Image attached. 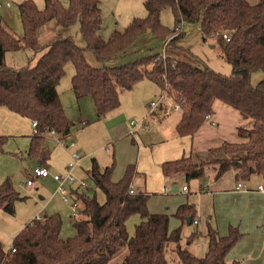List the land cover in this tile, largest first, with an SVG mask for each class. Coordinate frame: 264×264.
Listing matches in <instances>:
<instances>
[{
    "label": "trees",
    "instance_id": "trees-1",
    "mask_svg": "<svg viewBox=\"0 0 264 264\" xmlns=\"http://www.w3.org/2000/svg\"><path fill=\"white\" fill-rule=\"evenodd\" d=\"M143 5L144 16L133 17L121 30L113 29L107 38L100 34V0H69L67 6L59 0H42L41 7L34 0H21L18 9L22 35L0 24V106L35 121L28 154L38 158L40 167H47L51 151L46 134L63 138L71 131L72 122L57 90L64 66L70 61L74 65V95H89L97 117L118 107L120 95L143 78L152 81L160 95L171 101L183 99L175 125L179 136L193 135L213 114L215 100L237 110L249 119L248 125L237 127V133L245 139L224 140L211 148L210 152H223L212 162H195L190 156H182L162 162L161 171L165 177L182 176L188 182L202 177L205 166L211 163L215 178L232 171L236 181L258 176L264 184V76L251 82L253 72L264 74V0H143ZM166 7L173 15L172 28L160 20V12ZM185 22L197 23L202 39H212L219 46L222 58L231 65L230 73L210 68L189 47L180 44V25ZM76 23L85 42L83 47L63 30H58L50 41L42 40L47 29H66ZM148 30L161 39V50L120 65H105L126 55ZM18 50L40 55L33 65L14 67L6 62L5 53ZM85 51H90L99 64H90ZM5 140L6 136L0 134V151ZM115 163L112 153L105 167L93 159L86 171V178L104 193L103 202L79 187L71 189L70 198L82 215L73 219L75 235L60 237L58 214L45 215L41 220L33 218L13 236L8 247L0 241V264H111L124 248L126 252L117 264H227L228 252L243 235L237 226L229 225L227 233L221 235L207 223L206 251L200 256L193 254L180 242L182 224L188 217L190 223L196 219L194 204L183 203L172 214L150 212L149 194L130 192L137 172L135 165L128 164L122 177L112 180ZM18 198L6 177L0 182V209L14 214ZM132 215H137L139 221L129 233L126 222ZM170 217L179 221L172 229ZM201 235L195 228L186 244ZM168 253L175 255L176 263L169 262ZM230 264L239 263L233 260Z\"/></svg>",
    "mask_w": 264,
    "mask_h": 264
},
{
    "label": "rangeland",
    "instance_id": "rangeland-1",
    "mask_svg": "<svg viewBox=\"0 0 264 264\" xmlns=\"http://www.w3.org/2000/svg\"><path fill=\"white\" fill-rule=\"evenodd\" d=\"M20 1L21 0H0V24L7 26L16 35H22V25L20 22L18 9V3ZM34 1L38 4V6H42L41 0ZM59 1L62 5L67 6L69 0ZM6 2H8L10 6H4L3 4H5ZM100 2L102 13V26L100 29V34L103 38H107L113 29L121 30L128 23V19H130L126 18V15L128 13H130V15L131 13H135L132 14L135 17L144 16L146 14V10L143 5V0H100ZM132 15L130 17H132ZM160 20L161 23L168 26L169 28H172L174 26V19L170 8L166 7L161 10ZM58 30H63L64 33L72 35L79 46L83 47L85 45V42L78 31L77 23L66 29L63 27H57L56 29H47V31L42 36V40L50 41L55 36V33ZM180 30V44L183 47H189V49L194 54L198 55L210 68L220 73L228 74L231 72V65L222 58L219 46L214 43L212 39H202L197 23L185 22L180 25ZM161 44V39L154 36L152 32L148 30L140 38V40L135 41L129 47L126 55H123L113 61H106L105 65H120L125 62L131 61L137 57L145 55L151 51L161 50ZM85 54L86 59L90 64H99L95 61V58L90 51H85ZM39 55V53L35 54L29 50L7 51L5 53V60L7 63L13 65L14 67H21L23 65L35 64ZM64 70L65 72L58 82L57 90L59 93L60 101L65 109V113L68 119L71 122H74L75 124L71 128V133L60 139V141L62 142L61 145H59L57 143L56 138H54L56 134L53 135L51 134V132H48L46 134V144L51 151L50 160H52V153H55V162L53 161L52 164L50 160L48 161L47 170L49 175L45 177H34L32 178L33 182L31 185L26 184V180L30 178L34 168L37 167L38 163V159L34 155L28 154L30 138L28 135L14 136L3 133V135L6 136V140L3 144V150L0 151V182H2L6 177L10 178L13 188L20 197L15 201L14 204V217H22L27 223L36 216L43 217L45 214H58L61 218L60 237L67 238L75 235V229L73 227V219L75 216H73L70 200L71 198L69 195L71 189L79 187L80 190L84 191L88 195H95L96 199L99 202H103L105 198L104 193L99 188H97L90 179L86 178L85 171L89 169L93 159L98 163L101 168L105 167L107 164H109L113 151L112 146L110 147V144L107 141L102 140L105 139L106 136L102 139L98 138L99 143L95 144H93V141L89 140V131L93 126H95L96 122H100L99 124L101 125V122H105L104 125L106 124L107 126L111 122H106L104 117H97L94 103L89 95L83 96L81 98L75 97L71 86V78L74 73V65L72 64V62H66ZM262 76H264V74H262L261 71L253 72L251 74V82L256 83L262 78ZM142 84H148L149 86L152 85L153 87H157L152 81L148 80L147 78H143L136 82L130 89V91H124L122 94L123 101L125 99L129 100V98L133 96L130 92H134V94H136L138 90L140 92L139 106H134L132 110L133 113L124 114V116L127 117V121L129 119V121H141L145 119L146 121H148L150 127L152 128V126L155 125L156 121L149 109V101L152 98L156 100L155 97L158 95V92L154 90L153 92L149 93L150 89H145V91L144 89L139 87ZM141 108L142 112H140ZM130 110L131 109H129V111ZM171 115L177 116L178 112L172 111ZM82 119L88 121L87 126L83 128H81V125L79 124V120ZM114 120L115 118L112 119V121ZM142 127L143 125L140 124L134 127V129ZM225 132L227 133L226 138L228 141L229 139H234L237 141L245 139V137L240 135L239 133H236L235 138H231L232 136L230 135V132L228 130H226ZM71 153H78L81 158L77 162V165L75 166L72 173V176L75 181L71 185L63 184L68 198V201H64L62 193H60L58 190L60 182L53 179L54 174L63 173L64 166L58 169H55L54 166L56 164L62 165L65 162V159L67 158L68 154ZM222 155L223 152L220 149H216L215 151L209 152L204 157L201 156L202 159L199 161L193 159L192 157L191 158L195 162H212V160L216 156ZM213 171H215V168L212 166L211 163H208L205 166L204 176L201 177V182H203L205 179L208 180V176ZM253 178L255 177L252 176L250 181L254 182ZM196 180L192 179L188 182L183 180L184 184L189 185L191 192L190 195L195 194L192 192H194L195 188L197 187ZM82 181L85 182L84 185H81ZM187 202L194 204L192 201H186L184 203ZM79 217H82V215H79ZM127 223L132 226L133 222L127 221ZM174 223H176L175 226L179 224L178 220L175 217H170V229L175 227ZM207 223L208 222L204 223L203 221L201 225L199 224L197 226L193 223H188V221L186 220L181 226V246L186 247L190 252L195 255H203L207 247L206 237L204 236V234L199 236L197 239L194 240V242L190 244H186V239L195 228L200 230L202 233H205V225ZM210 224L212 225V223ZM213 227L216 228L214 223ZM201 229H203V231ZM238 229L240 230L239 227ZM260 229L261 228H258V230ZM227 230L224 234L227 233ZM0 231L2 233L6 232V230L3 228H1ZM251 236L257 238L258 234L255 233ZM171 246L172 245H170V247ZM125 252L126 249L124 248L120 253H118L112 258V261L110 263L117 264L120 261L121 257L125 254ZM170 253H168L167 255L169 262L176 263L177 259L175 255Z\"/></svg>",
    "mask_w": 264,
    "mask_h": 264
},
{
    "label": "crops",
    "instance_id": "crops-1",
    "mask_svg": "<svg viewBox=\"0 0 264 264\" xmlns=\"http://www.w3.org/2000/svg\"><path fill=\"white\" fill-rule=\"evenodd\" d=\"M249 1L250 3H256L259 0ZM3 5L10 6L6 3ZM131 15L128 13L126 18L131 20L135 17L134 15L130 17ZM139 87L144 90L150 89L149 93L156 90L158 92L156 99L160 96L158 87L149 86L148 84H142ZM130 93L133 96L129 100L125 99L124 101L122 93L119 107L103 116L106 122H111L108 126L104 125L105 122H101L102 125L99 124L100 122H96L95 126L89 131V140L93 141V144L99 143L98 138L102 139L106 136L102 140L107 141L110 147L112 146L116 160L111 176L112 180L120 179L125 167L130 163L134 164L137 172L133 177L132 185L135 191H143L149 194L147 205L150 212L172 214L179 205L186 201H192L196 208V222L193 221V224L198 226L204 221V223H212L213 226L214 223L218 233L222 235L226 232L229 225H235L240 228L243 235L228 252L226 256L227 264H230L233 260H237L239 264H264V239H262L264 238V193L236 190L235 184L237 181L232 171H227L219 178H215V171H213L208 176V180L205 177L203 182H201V177L196 178L198 180L193 179L197 181V187L192 192L195 194L190 195L189 185L184 184L182 176L165 177L161 171V163L167 160L177 159L182 156H190L197 161L201 160L202 157L210 152L211 148H216L224 140H227L226 130L230 132L231 138H235L237 127L248 125L249 119L243 118L237 110L224 104V102L215 100L213 103V114L205 120L193 135L179 136L176 134L175 125L180 119V111H175L178 112L177 116L171 115L172 111L167 115L152 111L151 114L156 121L155 125L151 128L148 121L143 119L145 122L143 127L133 128V134H131L130 119L127 121V117L124 114H132L133 107L139 106L140 92L138 90L136 94L134 92ZM152 100L155 99L152 98L150 101ZM129 109L131 110L129 111ZM140 112H142V108ZM113 118H115L114 121H112ZM74 124L72 122V127ZM79 124L83 128L87 126L88 121L82 119L79 120ZM32 130L30 119L4 106H0V134L28 135L30 138ZM55 136L57 143L61 145V138ZM229 141L234 142L237 140L229 139ZM71 155L72 153L68 154L62 165L56 164L54 166L55 169L64 166L65 171L67 163L71 160ZM54 158L55 153L53 152L52 160L49 158L52 164ZM37 167H40L39 160ZM32 176L33 173L30 177ZM253 177H255L253 178L254 182L250 181V178L247 184L255 187L260 182V179L258 176ZM173 184L177 185L178 190L172 192L170 189ZM183 185H187L186 190H182ZM14 214H8L0 209V230L1 228L6 230L5 233L0 231V241L5 247L9 246L13 236L26 224L22 217H14ZM127 221L133 222L132 226L126 222L129 233H132L134 225L139 221V217L132 215ZM175 225L176 223H174ZM258 228L261 229L258 230ZM201 230L203 231V229ZM255 233L258 234L257 238L251 236Z\"/></svg>",
    "mask_w": 264,
    "mask_h": 264
},
{
    "label": "built area",
    "instance_id": "built-area-1",
    "mask_svg": "<svg viewBox=\"0 0 264 264\" xmlns=\"http://www.w3.org/2000/svg\"><path fill=\"white\" fill-rule=\"evenodd\" d=\"M7 5H9L8 2H6ZM223 37L227 38L226 35L224 34ZM183 102V99H180L178 102H173L170 99H168L165 95L161 94L156 100H152L149 103V109L152 112H159L163 115L169 114L171 111H180L181 110V103ZM144 120L141 121H136V120H131L130 125L132 126L131 128V134L133 133V128L136 127L137 125H144ZM84 124V122H82ZM36 125L35 121L32 122V127ZM53 134V133H52ZM81 156L78 153H72L71 155V160L67 163L65 172L61 174H54L53 179L56 181L60 182V185L58 186V190L60 193H62V197L64 201H68L67 198V193L65 188L63 187V184H69L71 185L75 180L72 176L73 170L75 166L77 165V162ZM48 170L45 167H37L34 169L33 176L30 177L29 179L26 180V184L30 185L32 184V178L33 177H45L48 176ZM84 181L81 182V185H84ZM187 185L182 186V190H186ZM235 189L236 190H243V191H256V192H262L264 193V184L261 182L257 183L255 187H252L247 184V181H237L235 184ZM135 191L133 186L130 188V192ZM71 200V208L73 211V216L77 217L79 216V208L77 207V204L74 203ZM43 217L42 216H36L35 219L41 220ZM196 222V219L194 220ZM14 250V249H12Z\"/></svg>",
    "mask_w": 264,
    "mask_h": 264
},
{
    "label": "water",
    "instance_id": "water-1",
    "mask_svg": "<svg viewBox=\"0 0 264 264\" xmlns=\"http://www.w3.org/2000/svg\"><path fill=\"white\" fill-rule=\"evenodd\" d=\"M176 190H178V187H177V185H176V184H173V185L171 186V189H170V191H172V192H173V191H176ZM187 221H188V222H190V218H189V217L187 218Z\"/></svg>",
    "mask_w": 264,
    "mask_h": 264
}]
</instances>
